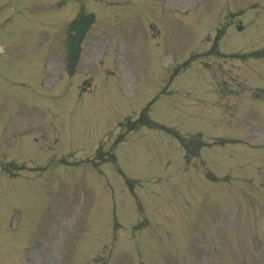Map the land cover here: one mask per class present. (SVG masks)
Listing matches in <instances>:
<instances>
[{
    "label": "rangeland",
    "instance_id": "1",
    "mask_svg": "<svg viewBox=\"0 0 264 264\" xmlns=\"http://www.w3.org/2000/svg\"><path fill=\"white\" fill-rule=\"evenodd\" d=\"M59 1L0 0V44L14 43L12 49L0 50V120L14 122H0V165H10L9 160L20 166L34 163L33 151L41 165L54 156L72 158L75 152L92 153L102 136L98 152L103 153L102 157L109 156L112 136L107 135H113L116 127L119 129L118 121L127 113L133 112V116L123 122L135 119L153 96L156 81L164 75L162 65L171 64L175 58L189 62V68H183L186 70L170 84L173 89L178 88L181 98L176 96L177 89L173 95H165L149 110L150 118L168 126L177 125L185 133H180V137L190 134L192 138L196 134L199 138V132L194 130L209 124L204 133L206 140L212 139L211 130L212 135H239L253 143L249 133L256 129L260 117L258 107L264 115L263 95L259 94L261 99L253 102L257 88L262 85L256 75L264 70V49L258 51L264 45V0H125L127 4L123 8L111 9H106L104 4L112 0H71L63 9L57 5ZM88 11L94 12L96 24L82 42L75 75L67 77L69 88L64 87L63 82L56 81L59 73L67 80L61 56L67 36L64 20ZM131 14H138L137 28ZM150 21L155 26L151 28L156 34L153 37L147 27ZM38 39H47L46 51L50 50L49 55L53 57V75L47 85L45 81L39 83L40 71L33 69L34 62L29 63L36 55L31 47ZM120 52H125L130 62ZM98 63L109 67L108 76L100 72L104 69H97ZM181 66L176 64V68ZM110 70L116 72L118 86L124 85V91L116 92L115 81L104 79L110 77ZM92 73L97 77L83 82ZM6 80L26 81L29 85L16 88ZM96 80L98 87L93 84L92 93L83 94L86 89H75L77 85L87 88ZM50 84L52 93L47 92ZM208 92L212 93V100ZM229 102L232 104L228 105ZM202 103L207 107H202ZM207 110L211 112L209 120L207 115H202ZM248 111L256 115V122L248 126L251 129H234L232 123L236 117ZM28 121L37 122L32 127L38 133L42 126L46 141L35 142L37 135L33 131L14 136L30 127ZM142 129L117 148L118 163L132 180L130 185L124 183L113 164H105L108 174L104 179L111 184L113 194L109 188L104 189L106 192L102 189L97 171L88 167L56 166L63 162L59 159L48 168L60 173L56 178L50 171L41 174L20 171L22 174L17 177L0 173V211L9 214L5 220L11 231L3 233L0 226V264H18L29 249L34 254L30 252L32 258L22 264H264V147L253 158L248 154L252 150L246 146H242L237 156L238 147L230 148L231 144L210 149L211 158L205 164L200 161L202 168L210 166L220 176L229 169L233 177L231 182H213L211 186L201 176L200 168L195 165L190 168L194 153L185 155L183 169L190 168L185 173H181L180 163H175L178 173L173 166L164 171L161 162L169 155L162 156V151L172 139L157 129ZM190 129L193 132L189 133ZM259 130L264 136V124ZM52 138L53 142L58 139L56 144ZM49 144H52L50 150ZM149 147L155 148L162 157L156 162L155 171L142 168L146 161L143 150ZM170 155L175 157L176 152ZM259 166L262 171H258ZM43 167L48 166L36 168ZM12 168L13 164L8 169ZM66 174L73 176L72 183H64ZM146 176L160 185L161 192L151 195L142 191L146 185L137 181ZM82 180L96 186L95 206L92 208L91 194L86 190L85 196L78 193L82 200L81 204L77 203L85 209L78 205L68 208L64 203L70 198L66 195L67 187ZM255 188H261L259 196L254 195L263 205L250 208L256 198H250L249 193ZM106 193H110L109 197ZM134 199L142 200L144 210L141 205L137 207ZM214 201H218L220 209H225L222 230L216 224L218 211L216 214L204 211ZM13 207L19 210L18 219L11 216L15 213L11 212ZM79 211L82 215L76 218L77 224L71 223L73 214ZM97 213L101 219L95 218ZM85 216H89V223ZM114 217L124 225L120 232V224ZM140 222L142 226L131 228ZM42 225L43 228L60 225L56 231L61 239H56L54 234L50 237V229L51 243H48V229L42 230ZM99 229H103L101 236L95 240ZM1 235L7 239L5 247ZM12 239L18 249L11 258L8 250L14 245ZM47 248L52 249L49 256Z\"/></svg>",
    "mask_w": 264,
    "mask_h": 264
},
{
    "label": "water",
    "instance_id": "2",
    "mask_svg": "<svg viewBox=\"0 0 264 264\" xmlns=\"http://www.w3.org/2000/svg\"><path fill=\"white\" fill-rule=\"evenodd\" d=\"M88 22H81L80 25L78 23V32H77V35L71 40V43L69 45V49H68V53L71 55V57H74V55L76 54V47H77V44L79 42V37L81 35V33L84 31L85 29V26H83L84 24H86Z\"/></svg>",
    "mask_w": 264,
    "mask_h": 264
}]
</instances>
